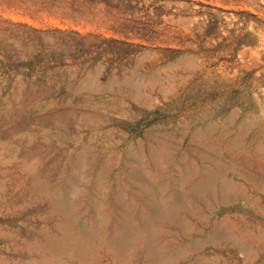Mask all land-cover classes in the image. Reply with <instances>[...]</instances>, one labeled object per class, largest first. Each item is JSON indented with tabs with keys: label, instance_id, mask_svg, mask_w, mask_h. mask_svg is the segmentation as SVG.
Listing matches in <instances>:
<instances>
[{
	"label": "rangeland",
	"instance_id": "374dc122",
	"mask_svg": "<svg viewBox=\"0 0 264 264\" xmlns=\"http://www.w3.org/2000/svg\"><path fill=\"white\" fill-rule=\"evenodd\" d=\"M263 155L264 0H0V264H264Z\"/></svg>",
	"mask_w": 264,
	"mask_h": 264
},
{
	"label": "bare ground",
	"instance_id": "6f19581e",
	"mask_svg": "<svg viewBox=\"0 0 264 264\" xmlns=\"http://www.w3.org/2000/svg\"><path fill=\"white\" fill-rule=\"evenodd\" d=\"M140 85V84H139ZM155 100V99H154ZM100 127V126H99ZM208 131V130H207ZM207 134V133H206ZM210 134V133H209ZM208 135V134H207ZM198 136V135H197ZM257 137V136H256ZM256 141V140H255ZM259 152V151H258ZM257 152V153H258ZM260 153V152H259ZM263 153V152H262ZM262 153H260V156H262L261 154ZM95 154V153H94ZM258 156V155H257ZM259 156V157H260ZM264 156V155H263ZM102 160V159H101ZM100 160V161H101ZM98 161V160H97ZM262 163H263V161L262 160H260ZM181 162V161H180ZM257 162V161H256ZM176 163V162H175ZM174 164V163H173ZM101 166H103V165H101ZM218 168V167H217ZM107 169V168H106ZM178 169V168H177ZM72 170V169H71ZM169 170V169H168ZM167 170V171H168ZM100 173H101V171H99ZM102 173H104V171L102 172ZM126 173V172H125ZM128 173V172H127ZM133 173V172H132ZM168 173V172H167ZM106 174V173H105ZM166 174V173H165ZM100 175H102V174H100ZM131 175V174H130ZM134 175V174H133ZM168 175V174H167ZM191 175H192V173H191ZM201 175V174H200ZM203 178H202V181H201V183H202V186H201V188H197L196 190H194L193 192H191V191H189L188 189H184V194L185 195H187V196H189V197H191V196H193V195H198L199 196V198H200V196H201V194L202 193H204V192H211L212 191V189L213 188H216V190H217V193L216 194H218V198L219 199H223V198H225V197H229V196H233V195H235L237 198H239V196H238V194L239 193H237V192H235V190L237 189H233L232 188V186H231V184L230 183H228L227 185L224 183V181L223 182H220L219 181V179L217 178L218 176H215V175H213V174H210L208 171L206 172H204L203 174ZM213 175V176H212ZM99 177H101V176H99ZM188 177H189V175H188ZM244 178V177H243ZM99 180V179H98ZM239 180H240V178H239ZM97 181V180H96ZM100 181V180H99ZM171 181V180H170ZM181 181V180H180ZM246 181H248L247 179H246ZM250 181H251V183H253L254 182V184H259L261 187H262V189L264 190V179H259V178H257V177H254V176H250ZM36 182V181H35ZM34 182V183H35ZM182 183V182H181ZM171 184V183H170ZM239 184H240V182H239ZM194 185V184H193ZM41 185H39V187H40ZM167 186V185H166ZM235 187V186H234ZM44 187H41V189H43ZM98 188V187H97ZM132 188V187H131ZM228 188V189H227ZM44 189H46V188H44ZM43 189V190H44ZM135 189V188H134ZM195 189V188H194ZM186 190V191H185ZM242 190V189H241ZM45 191V190H44ZM165 191H167V190H165ZM169 191V190H168ZM95 192V191H94ZM181 192V191H180ZM242 192V191H241ZM264 192V191H263ZM100 193V192H99ZM228 193H229V195H228ZM243 193V192H242ZM52 194V193H51ZM99 195V194H98ZM162 195V194H161ZM131 196V195H130ZM118 197V196H117ZM117 197H116V199H117ZM121 197V196H120ZM119 197V198H120ZM177 196L175 195V192H170L169 193V198H171V202H169L170 203V205L168 204V203H163V202H158L154 197H151L150 195H148V194H145V192L143 191V190H141V189H135L133 192H132V196H131V198H133V200H134V202H137V203H135L134 204V209L136 210L137 208H141L145 213H146V215L147 216H151V215H149L148 214V212H151V213H154V214H156L157 216H161V217H163V216H167V217H170V216H173V218L172 219H174V218H176V216L178 215V211L179 210H182V208L181 209H179L180 208V206H179V200H177V198H176ZM188 197V198H189ZM194 197V196H193ZM197 197V196H196ZM241 197V196H240ZM115 198V197H114ZM217 198V199H218ZM193 199V198H192ZM113 200V199H112ZM190 201V200H189ZM60 202V201H59ZM88 202H90V201H88ZM112 202H113V204L115 203V201H111V202H109L108 203V210L110 209L111 211H112V209L110 208L111 206H110V203L112 204ZM58 203V202H57ZM60 203H62V202H60ZM59 204V203H58ZM63 204V203H62ZM113 204H112V206H113ZM116 204L117 205H119L117 202H116ZM60 205V204H59ZM89 205H91V204H89ZM115 205V204H114ZM117 205H116V207H117ZM187 205V204H186ZM197 208H199V205L197 204V205H195ZM60 208L62 207V206H59ZM119 207V206H118ZM133 207V206H132ZM185 207H187V206H185ZM114 208V207H113ZM120 208V207H119ZM183 208H184V206H183ZM57 209H59V208H57ZM62 209H63V207H62ZM259 209V208H258ZM109 210V211H110ZM186 210H188L189 211V208L188 209H186ZM186 210H184L183 209V213L185 214H187V212H185ZM191 211V210H190ZM54 212V211H53ZM113 212V211H112ZM155 215V216H156ZM253 216L254 217H256V216H258V217H260V220L258 221V223H259V226H261L262 225V223H260V222H264V212L262 211V210H257V211H254L253 212ZM101 221V220H100ZM139 221H141V220H139ZM163 222V221H162ZM173 222H175V221H173ZM217 223V222H216ZM85 224V223H84ZM256 227V226H255ZM258 227V226H257ZM256 227V228H257ZM125 228V227H124ZM260 228V227H259ZM259 228H257V229H259ZM123 232V231H122ZM125 232V231H124ZM126 233H128V232H126ZM126 233H125V235H126ZM220 233V232H219ZM260 233V232H259ZM129 234V233H128ZM127 234V235H128ZM123 235H124V233H123ZM134 237L136 236V235H134V233L132 234ZM260 235V234H259ZM133 236H130V238H132ZM216 237H217V234L215 235ZM125 237V236H124ZM123 237V238H124ZM128 237H129V235H128ZM214 237V236H213ZM258 236L256 235V238H257ZM71 238V237H70ZM129 238V239H130ZM230 238V237H229ZM229 238H226L224 235H218V237H217V240H219V239H223V241H225V242H229V243H231V245H234L235 247H237L236 245V242H234L233 240H231V238L229 239ZM262 238H263V236H262ZM125 240H126V238H124ZM139 239V237L137 238V240ZM233 239V238H232ZM236 239V238H235ZM133 240V239H132ZM144 240V239H143ZM113 241V240H112ZM238 241V240H237ZM256 241V240H255ZM262 241V240H261ZM260 241V242H261ZM77 242V241H76ZM79 242V241H78ZM121 242H123V241H121ZM125 242V241H124ZM126 242H127V240H126ZM118 243H120V242H118ZM117 243V244H118ZM257 243V242H256ZM116 244V243H115ZM114 244V245H115ZM116 244V245H117ZM214 244V243H213ZM61 245V244H60ZM122 245V244H121ZM61 246H63V245H61ZM64 247V246H63ZM111 247V246H110ZM151 248V247H150ZM110 249V248H109ZM152 249V248H151ZM151 249H148V253H149V250H150V252L152 251ZM121 250V249H120ZM161 250V249H160ZM63 251H65V250H63ZM153 253L154 252H152L151 253V255H153ZM154 257V256H153ZM148 258V257H147ZM156 259V258H155ZM154 260V259H153ZM157 262V261H156ZM155 262V263H156ZM159 262V261H158ZM157 262V263H158ZM152 263V262H151ZM154 263V264H155ZM156 263V264H157Z\"/></svg>",
	"mask_w": 264,
	"mask_h": 264
}]
</instances>
